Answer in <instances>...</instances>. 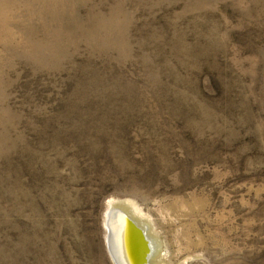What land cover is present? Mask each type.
I'll list each match as a JSON object with an SVG mask.
<instances>
[{
    "label": "rangeland",
    "instance_id": "374dc122",
    "mask_svg": "<svg viewBox=\"0 0 264 264\" xmlns=\"http://www.w3.org/2000/svg\"><path fill=\"white\" fill-rule=\"evenodd\" d=\"M124 200L159 264H264V0H0V264H114Z\"/></svg>",
    "mask_w": 264,
    "mask_h": 264
},
{
    "label": "water",
    "instance_id": "95a60500",
    "mask_svg": "<svg viewBox=\"0 0 264 264\" xmlns=\"http://www.w3.org/2000/svg\"><path fill=\"white\" fill-rule=\"evenodd\" d=\"M121 214L120 223L121 227L124 230L125 235V246L127 250L128 260L132 262V264H143L146 260V256L150 252L148 239L145 236L143 229L125 212L119 211ZM116 212L113 211L111 216L117 215ZM113 218V217H112ZM110 219V218H109ZM109 219L105 221L104 226L106 227V246L109 252L111 259H113L114 264H119L118 261V248L116 245L112 247V235L111 228L109 226ZM121 228V229H122Z\"/></svg>",
    "mask_w": 264,
    "mask_h": 264
},
{
    "label": "bare ground",
    "instance_id": "6f19581e",
    "mask_svg": "<svg viewBox=\"0 0 264 264\" xmlns=\"http://www.w3.org/2000/svg\"><path fill=\"white\" fill-rule=\"evenodd\" d=\"M129 203L130 202H127L125 200L121 201V202H113L112 201V202L108 203L107 208H106V220L105 221H107L110 218L109 219V226L112 230L111 231V235H112L111 244H112V247H114V245H116V247L118 248V253H117L118 256L117 257H118L119 264H132L131 260L129 261L128 256H127V250H126V246H125L124 230L121 227V224H119L120 223V217L119 216H121V214H122L119 211H123L126 214H128L137 224H138V222L139 223L141 222V219L138 220V216L136 215V211L134 210L135 208L133 206H131ZM113 211L114 212L117 211V213H116L117 215L111 216V213H113ZM141 225L143 227H145L143 225V223ZM143 227H141V228L143 229L145 236L148 239L147 241L149 243V248H150V252L146 256V260L143 264H159L161 262L160 251L157 250V248L153 249L154 243L150 237L149 238L147 237V234H146L145 229Z\"/></svg>",
    "mask_w": 264,
    "mask_h": 264
}]
</instances>
